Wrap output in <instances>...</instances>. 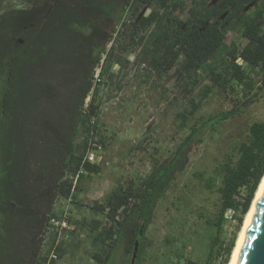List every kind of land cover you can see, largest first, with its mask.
Listing matches in <instances>:
<instances>
[{
	"label": "trees",
	"instance_id": "16d2710c",
	"mask_svg": "<svg viewBox=\"0 0 264 264\" xmlns=\"http://www.w3.org/2000/svg\"><path fill=\"white\" fill-rule=\"evenodd\" d=\"M2 5L0 0V264H46L49 252L41 251V236L46 223L62 214L55 202L78 204L84 181L102 172L87 155L93 143L107 146L101 87L114 83L116 67L120 72L136 68L145 81L171 80L189 104L177 118L180 129L191 132L174 155L157 163L148 177L130 180L89 206L90 219L76 221L90 233L95 250L85 253L94 262L118 264L123 245L121 264H131L139 243L135 264H140L155 210L174 176L188 167L189 150L205 131L241 115L264 94V0H24L22 8ZM240 40L246 41L243 47ZM98 67L101 81L96 84ZM123 87L119 83L118 90ZM218 91L232 97V108L189 127L190 118ZM222 172L218 212L206 218L207 227L216 230L207 259L186 258L184 248L176 250L171 259L178 263L173 264H213L218 256L221 264H229L264 177V120L250 126L237 160ZM228 210L236 212L238 225L226 244L222 234ZM66 253L63 241L59 259Z\"/></svg>",
	"mask_w": 264,
	"mask_h": 264
},
{
	"label": "rangeland",
	"instance_id": "374dc122",
	"mask_svg": "<svg viewBox=\"0 0 264 264\" xmlns=\"http://www.w3.org/2000/svg\"><path fill=\"white\" fill-rule=\"evenodd\" d=\"M23 2L3 0L2 7L13 4L22 8ZM232 37L230 33L229 38ZM245 44L246 41H239L241 47ZM118 71L113 84L101 87V130L108 137L98 162L102 172L87 178L79 194V203L69 205L75 234L64 239L67 253L56 264H97L85 253L95 250L89 240L90 233L76 221L84 217L90 219L89 206L103 202L118 186L148 177L157 163H163L174 155L191 132L190 128L180 129L178 114L188 109L189 104L174 82L158 77L145 81L132 67L122 72L116 67L115 72ZM119 83L124 86L121 90H118ZM113 96L116 98L110 100ZM194 97L197 98V93ZM232 105V97L215 92L190 118L188 126L193 127L198 122L202 124L209 117L230 110ZM263 120L264 94H261L241 115L219 124L214 131L203 133L200 141L189 150L188 167L174 176L170 189L159 201L146 233V252L140 264L178 263L177 259L173 262L171 258L176 250L184 248L186 258L207 259L208 245L216 230L207 227L206 218L219 209L221 195L218 188L222 184L223 166L237 160L238 146L248 140L250 126ZM53 207L60 210L64 205L58 200ZM237 225L234 220L225 224L222 241H227L226 244L231 241ZM124 253L122 245L118 250V264L124 262ZM222 259L218 256L213 264H221Z\"/></svg>",
	"mask_w": 264,
	"mask_h": 264
},
{
	"label": "built area",
	"instance_id": "2783aa9c",
	"mask_svg": "<svg viewBox=\"0 0 264 264\" xmlns=\"http://www.w3.org/2000/svg\"><path fill=\"white\" fill-rule=\"evenodd\" d=\"M100 72L101 68L96 69L95 83L100 82ZM104 153V148L93 143L90 150L88 151L87 159L91 163H98L102 158ZM64 207L61 209L62 214L59 217H52L44 228L43 235L41 236V246L42 250H47L48 261L46 264H56L60 259L58 255V248L67 237L68 233L74 230V226L71 222L72 213L70 211L69 205L71 204V199L66 201H61ZM236 212L234 210H228L225 214V218L229 220H234ZM53 242V246L47 247V244Z\"/></svg>",
	"mask_w": 264,
	"mask_h": 264
},
{
	"label": "water",
	"instance_id": "95a60500",
	"mask_svg": "<svg viewBox=\"0 0 264 264\" xmlns=\"http://www.w3.org/2000/svg\"><path fill=\"white\" fill-rule=\"evenodd\" d=\"M138 248L139 243H136L132 264H135L137 259ZM238 264H264V192L255 211Z\"/></svg>",
	"mask_w": 264,
	"mask_h": 264
},
{
	"label": "bare ground",
	"instance_id": "6f19581e",
	"mask_svg": "<svg viewBox=\"0 0 264 264\" xmlns=\"http://www.w3.org/2000/svg\"><path fill=\"white\" fill-rule=\"evenodd\" d=\"M263 192H264V177L262 178V181L258 187V190L256 192L252 206H251L249 212L247 213V215L245 216L244 223L242 226V230L240 232L239 238L237 240V243H236L235 249L233 251V254L231 256L229 264H238L239 257H240L241 251H242V247L244 245L246 236L248 234V231H249V228L251 226L255 211L258 207V204H259L260 198L262 197Z\"/></svg>",
	"mask_w": 264,
	"mask_h": 264
}]
</instances>
